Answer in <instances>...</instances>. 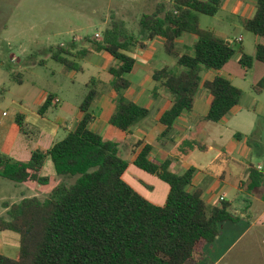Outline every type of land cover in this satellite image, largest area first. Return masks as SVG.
Listing matches in <instances>:
<instances>
[{
  "label": "trees",
  "instance_id": "trees-1",
  "mask_svg": "<svg viewBox=\"0 0 264 264\" xmlns=\"http://www.w3.org/2000/svg\"><path fill=\"white\" fill-rule=\"evenodd\" d=\"M173 2V8L166 9L161 2L155 12L143 14L138 32L113 16L101 40L87 37V46L79 50L74 40L64 47H51L52 58L70 69H80L72 58L84 59L91 53L107 52L115 58L116 63L108 67L109 86L117 94L109 124L121 131H133L151 113L123 92L133 84L130 75L136 59L130 53L157 38L163 40L164 53L175 59V65L152 71L153 97L164 91L170 100L160 118L162 137L184 112L193 109L201 87L211 95L209 111L203 117L207 121H221L242 99L243 90L227 77L216 75L203 81L205 70H220L237 53L229 40L200 23L201 14L215 16L224 0ZM240 21L246 30L264 35V0L257 1L253 17ZM185 33L197 37L190 51L177 42ZM256 60L264 62V45H257L255 55L242 52L239 57L247 70ZM100 84L96 78L87 83L88 92L80 105L82 119L50 148L34 151L27 162L0 152V177L15 183L48 185L50 178L42 175L48 158L57 175L78 176L72 184H57L45 198L23 197L5 204L8 219L0 218V230L18 235L19 251L14 258L0 253V264H192L200 262L221 235L223 222L239 220L230 202L211 204L201 188L189 189L195 168L182 174L173 172L171 159L151 157L150 143L134 144V164L169 185L165 203H153L125 181L129 164L120 144L92 128L96 118L92 107L100 95ZM253 89L262 93L264 78ZM53 100L54 95L49 94L38 112L45 115ZM15 123L22 134L32 132L23 113H17ZM249 172L250 189L264 185L263 173L253 167Z\"/></svg>",
  "mask_w": 264,
  "mask_h": 264
},
{
  "label": "rangeland",
  "instance_id": "rangeland-1",
  "mask_svg": "<svg viewBox=\"0 0 264 264\" xmlns=\"http://www.w3.org/2000/svg\"><path fill=\"white\" fill-rule=\"evenodd\" d=\"M173 1L0 0V119H5V125H8L7 121L11 120L14 112L20 110L30 116L32 123L35 118L33 115L37 113L39 104H42L46 97L52 94L54 96L57 95L60 102L57 106L49 107L45 116L46 120L56 122L62 119L70 125L78 117L80 105L88 92L87 83L92 78L101 81L100 95L92 107L96 117L101 110L100 106H98L100 101L109 96L111 92L109 86L111 75L108 72V67L116 63L115 58L111 57L112 63H107L99 53H93L84 59L70 57L80 66V69H70L52 58L51 47L57 48L62 44L66 46L69 42L76 40V50H79L81 47L87 46L84 41L85 38H96V33H100V37H102L101 33L110 25L113 16L123 19L130 29L138 32L140 18L143 14H152L155 12L157 4L161 2L165 4L166 9L173 8ZM200 17L202 25L205 27L216 25L213 16L201 14ZM183 35L188 36V38H196L190 33ZM179 47L181 48L180 45ZM185 49L190 51L191 47L187 46ZM31 57L37 61L34 67L27 65ZM166 57L169 59L168 56ZM41 61H45V63L41 64ZM137 63L140 66L145 65L140 60ZM137 68L138 65H136V69L130 75L131 80L135 78ZM207 71H204L203 77ZM18 73L20 74L19 79L21 82L16 79ZM142 82L138 83L134 88H141L143 91H153L152 84L155 85L153 80L149 84L148 81L143 84ZM244 87L246 89L245 94L258 95L253 86L250 88ZM127 90L123 92V95L128 99L137 101L127 95ZM152 91L148 96V100L143 105L151 109L149 118L157 127L160 124L158 121L160 112L156 109L157 106L155 107V105L159 101L157 100L159 96L153 97ZM162 94L163 91H161ZM261 96V100L264 101V92ZM249 99L250 97L245 95L242 101L247 103ZM37 117L41 118L38 115ZM107 126L110 128L109 131L104 132L102 129L99 133L105 138L115 140L120 144L122 157L129 164L124 176L125 181L153 203L164 204L168 195L169 185L162 179L134 164L135 156L132 154V144L137 141V136L133 137L129 135L126 139L127 141H124L121 137V135H124L123 131L110 124ZM227 126L235 130L240 129L238 127L247 128L245 124L241 125L240 119L231 122L230 125L228 121ZM217 128L219 129H216L214 132L213 130L211 131L207 144L209 145L214 140L219 139L217 132H221L223 139H220L217 143L231 144L233 146L235 140L231 136V131L225 127V123L219 125ZM156 133V136L153 134L154 137L164 140V137ZM59 139L55 138L54 141ZM48 140L49 137L46 135H42L41 139H37L32 134H20L17 140L11 138L9 142L12 141L14 146L11 157L18 161H30L32 155L30 158L25 159V153H23V156H20L17 152L26 151V147L32 150V154L38 149H46L45 146H49L50 143ZM146 141L153 145L156 144V140L149 138V136L146 138ZM128 142L131 146L129 148L130 151L129 149L127 151L124 149V144ZM191 146H193V142H190L189 147ZM214 154L213 152L209 153V158L213 157ZM240 159L244 161L250 160L254 164L259 162L264 163V136L261 139L254 138L253 142L250 143L248 156L243 155ZM180 171L177 170L176 173ZM42 175L49 177L50 182L48 185H41L38 188H32L31 185L15 183L9 179L0 177V218L8 219L5 207L6 203L19 202L23 197H29L36 192H38L39 197L45 198L57 184L62 182L72 184L78 179V176L57 175L54 165L49 158L44 162ZM34 186H38V183H35ZM191 186H189V189ZM219 187L220 184L217 185L215 190H218ZM230 226V224L226 225L222 231V245L226 247L232 245L237 235L241 233L240 230L231 233ZM241 226L244 229L246 224ZM253 230L258 231L259 229L258 227H254ZM250 234H252V231ZM250 234L238 243V247L245 245L248 239L253 241L252 237L249 238ZM15 236L18 237L17 234L11 231L3 232L0 230V253L12 258L17 256L19 243ZM257 239L259 242L255 244L262 245L261 236L257 237ZM235 253L236 249L232 254ZM230 254L228 258H230ZM244 264H257V261L254 260L251 263L244 261Z\"/></svg>",
  "mask_w": 264,
  "mask_h": 264
},
{
  "label": "crops",
  "instance_id": "crops-1",
  "mask_svg": "<svg viewBox=\"0 0 264 264\" xmlns=\"http://www.w3.org/2000/svg\"><path fill=\"white\" fill-rule=\"evenodd\" d=\"M257 1L258 0H224L220 11L213 16L216 21V25L213 27H205L202 25L200 17L202 27L210 28L217 36L229 40L237 52L220 70H208L203 77V81H205L206 79H213L216 75H221L229 78L234 85L243 90L240 103L231 110L229 115L219 122L204 120L203 117L207 115L210 108L211 95L207 90L201 87L196 95L193 109L184 112L176 120L173 128L169 134L164 137V140H160L159 137H154L153 134L155 135L157 132L156 134H159V136L162 135L164 126L161 124L160 118L162 113L170 106V100L163 91V94L157 98L159 101H157L155 105V107L157 106L156 109L160 112L158 117L160 124L156 127L148 116L141 121L133 131L129 133L123 131L124 135H121L124 141H127L126 139L129 135L133 137L137 136V141L132 144V154L136 142L143 141L149 143L146 141L148 136L149 138L155 139L156 144L153 145L150 143L153 146L152 158L161 161L168 158L171 159L170 169L175 173L177 170H181L178 174L184 173L191 167L195 168L196 174L193 178L190 190L193 191L196 188H201L204 192V199L211 204L219 205L221 201L230 202L231 211L239 217L237 222H223L221 224V235L206 249L205 255L201 261L192 264H244V261L251 263L254 260L257 261V264H264V185L255 189H250L249 184L250 168L253 167L258 172L264 174V163L259 162L254 164L250 160L244 161L240 159L243 155H246V157L248 156L250 143L253 142L254 138L261 139L264 136V122L262 123L264 120V101L261 100V95H263L264 91L258 95L245 94L246 89L244 87L247 86L250 88L258 84L264 78V62L256 60L251 70H247L239 62V57L242 52L255 55L257 45H264V35H256L246 30L240 21L242 17L251 18L254 16ZM101 38L97 40H101ZM196 39L197 37L188 38V36L182 35L177 42L181 48L187 46L192 47ZM162 43L163 40L157 38L147 42L145 48L138 47V50L135 48L133 52L130 53V55L136 59L133 72L136 69V65H138V68L135 71L136 74L134 73L135 78L132 79L133 84L128 88L126 93L130 98L136 99L137 101L135 102L141 106H145L143 104L148 100V96L152 90L143 91L141 88L135 89L134 87L137 86L138 83H141L143 79H145V81H143L142 84L147 81L148 84L150 81L152 82V71L154 68L164 65H175V59L164 53ZM64 45L65 44H62L61 46ZM92 54L93 53L89 54L86 58ZM99 54L103 56L105 62L112 63V56L109 53L104 52ZM166 56H168L169 59ZM139 60L145 65L140 66L137 63ZM40 63L44 64L45 61H41ZM36 64L37 61L32 57L27 62L29 67H34ZM16 76L20 78L19 73ZM152 86L154 87V84H152ZM116 95V92L111 90L110 95L100 101L98 105L101 108L100 113L96 116L92 124V128L95 131L99 132L103 129L104 132H107L110 130L107 125H109V118L115 108L114 98ZM245 95L250 97L247 103L242 101ZM58 99L57 95H55L54 100ZM54 100L53 106H57L60 100H58V102ZM44 102H42V104ZM42 104H39L38 109ZM38 109L37 113L33 115L35 118L32 123L30 116L20 110L14 112L11 120L7 121L8 125H5V119H0L1 153L11 156L14 146L13 142H9V140L11 138L17 140L20 134H22L15 123V116L19 112L24 114L25 122L32 130L30 135L32 134L37 139H41L42 135L49 137L48 141L50 143L49 146H45L46 149L50 148L55 142L63 139L68 132L76 127L83 117V112L80 109L78 117L70 125L62 119L51 122L46 120V114L41 115ZM36 114L41 118H38ZM237 119H240L241 125L243 126V124H245L247 128L238 127L240 129L235 130L227 126L228 121L230 125L231 122ZM224 123L225 127L231 131V136L234 138L233 140H235V143H232L233 146H231V144L225 145V143H217L220 139H223L221 132H217L219 139L214 140L208 145L207 141L211 136V131L213 130L214 132L216 129H219L217 127ZM237 135L240 137H237ZM55 138L60 139L54 141ZM190 142H193V146L191 147H189ZM124 145L125 147H123L126 151L131 147L129 142ZM25 150L26 151L22 150L17 152V154L23 156V153H25V159H28L32 155V150L28 147H26ZM211 152L215 154L213 157L209 158V153ZM216 184H220L218 190H215L217 187ZM28 185H31L32 188L41 187L39 184L38 186H34L35 183H29ZM31 196L39 195L38 192H36L29 197ZM239 208L241 209L239 210ZM229 224L231 225V233L237 230H240L241 233L237 235L232 245L226 247L222 245V231L223 228ZM244 224H246V227L242 229L243 226L241 225ZM254 227H258L259 230H253ZM251 231L252 234H250ZM248 234L251 235L249 238L252 237L253 241L248 239L245 245L238 247V243ZM259 236H261L262 245L255 244L259 242L257 239ZM15 237L18 239L17 236ZM235 249L236 253L232 254ZM229 253H231L230 258H228Z\"/></svg>",
  "mask_w": 264,
  "mask_h": 264
},
{
  "label": "built area",
  "instance_id": "built-area-1",
  "mask_svg": "<svg viewBox=\"0 0 264 264\" xmlns=\"http://www.w3.org/2000/svg\"><path fill=\"white\" fill-rule=\"evenodd\" d=\"M100 36H101L100 33H96V39H100L101 38ZM54 101H57L58 102V100H54Z\"/></svg>",
  "mask_w": 264,
  "mask_h": 264
}]
</instances>
